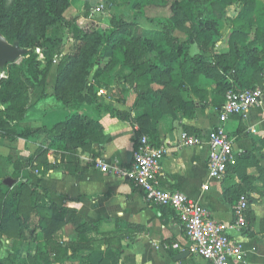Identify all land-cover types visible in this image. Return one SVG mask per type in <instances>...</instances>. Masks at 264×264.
Masks as SVG:
<instances>
[{
	"label": "crops",
	"instance_id": "crops-1",
	"mask_svg": "<svg viewBox=\"0 0 264 264\" xmlns=\"http://www.w3.org/2000/svg\"><path fill=\"white\" fill-rule=\"evenodd\" d=\"M194 54L197 52H191ZM204 87L210 89L209 85ZM262 89L258 106L245 116L230 117L224 124V130L233 142L234 160L223 179L214 180L208 175L207 143L192 147L179 144L182 132L203 136L218 125L217 109L212 106H205L203 111L199 107L192 119L182 118L179 114L171 131L159 130L156 142L168 145L161 161L162 183L197 202L216 222L232 224L233 205L224 199L225 188L234 186L248 198L247 228L229 230V235L242 250L230 264H264V201L255 190L264 188V83ZM36 90L30 96L29 110L43 112L45 100L38 95L39 89ZM131 93L127 109L135 99V91L131 90ZM45 96L52 99L49 90ZM82 109L73 103L64 104L56 97V115L48 118L46 115L27 116L17 127L10 129L27 133L26 137L0 136V160L5 161L6 169L20 168L21 175L31 180L47 204L59 211L67 210L93 225L92 234L104 239L100 251L110 264H209L187 252L184 231L171 210L150 205L129 181L116 178L96 166V162L102 161L108 166L129 168L138 127L110 113L98 114ZM74 113H86L96 119L102 128L101 140L73 148L59 140L56 129V153H53V145H49L52 141L45 139L43 131L53 130V118L57 126ZM40 148L46 150L48 164L42 168V175L37 169L30 171L27 165ZM54 162L56 166L53 167Z\"/></svg>",
	"mask_w": 264,
	"mask_h": 264
},
{
	"label": "trees",
	"instance_id": "trees-1",
	"mask_svg": "<svg viewBox=\"0 0 264 264\" xmlns=\"http://www.w3.org/2000/svg\"><path fill=\"white\" fill-rule=\"evenodd\" d=\"M8 1L0 0L2 35L10 45L18 42L26 45L29 50L20 62L6 65L8 75L0 80V105L2 106L0 131L6 129L1 132L2 137L13 138L16 137L15 135L26 137L27 133L24 134L17 129L14 132L10 130L14 127L11 123L15 122L30 107L32 92L39 84L41 85L55 57L64 46L62 39L47 37L44 33L45 29L38 28L37 23L43 17L48 18L45 13L47 3L55 4L57 9L55 15L60 16L61 12L69 7V0H10V5H7ZM145 3L146 6L151 4L146 1ZM235 5L239 7L237 15L233 19L227 18L226 10ZM170 9L173 11L171 21L175 24V29L186 34L188 40L179 42L170 31L140 29L139 34L132 37L119 35L114 30L108 35L96 32L89 56L83 64L81 63L82 65L80 64L78 70H76L79 59L77 57L66 56L60 62L56 97L64 104H75L74 97L79 99L85 96L84 93L91 98L93 93L85 87L89 76L87 63L93 59L101 46L113 50L112 67L121 65L130 73L127 80L134 87L133 90L137 97L134 105L136 108L149 104L158 106L162 100L161 91L169 86L177 95L185 97V100L181 98L179 101V108L184 118L192 119L199 107L212 106L220 109L228 91L262 89L264 83V3L261 0H173ZM225 22H229L231 28L227 37L228 52L204 54L201 40H204L205 36L199 35V32L212 30L213 36H218ZM77 34L79 30L75 28L73 37ZM144 35H151L152 38L148 40L143 37ZM197 35H199L198 39ZM28 36L31 38L26 40ZM138 39L144 41L139 46H130V43ZM146 40L147 43H145ZM192 45L198 47L199 53L195 55L189 53ZM210 48L211 51L214 50V44ZM107 73L108 71L105 72ZM164 76L167 77V81H164ZM101 77L100 71L97 70L94 78ZM70 78L73 79V83ZM206 85L210 86L209 90L204 87ZM115 101L122 102L121 100ZM114 116L134 123L128 113L115 112ZM19 122L20 120H17L15 127ZM53 129L59 131L60 141L67 142L73 148L97 143L103 136L102 128L96 119L79 113H74L66 122ZM51 131L53 133V130ZM140 135H147L153 144L159 138L156 134H150L138 128L135 144ZM38 154H46V150H41ZM47 166L43 157L37 165L39 175L43 174L42 168L45 169ZM24 188H27V185L22 183L14 185L12 192L6 198V202L12 209H15L19 202L14 195L19 194ZM32 188L31 205L33 206L38 190ZM255 190L260 194V199L264 201V188H255ZM223 195L225 201L233 206L241 196H244L243 192L236 190L234 186L225 188ZM246 199L249 205L248 198ZM34 209L39 217L40 228L47 229L52 221L62 222L66 217V220L68 218L69 222L76 225L82 223L77 227L79 235L92 234L94 231L93 225H88L82 218L67 210L59 211L52 206L44 205L35 206ZM252 221L253 218L250 216V224ZM23 240L22 238L19 242ZM103 240L99 237L85 247L86 259L81 264H110L109 259L104 257L100 251ZM19 242L16 245L19 246ZM47 245L48 250L55 256L54 262L61 264L67 256V247L53 241H48ZM17 264L37 263L27 256Z\"/></svg>",
	"mask_w": 264,
	"mask_h": 264
},
{
	"label": "rangeland",
	"instance_id": "rangeland-1",
	"mask_svg": "<svg viewBox=\"0 0 264 264\" xmlns=\"http://www.w3.org/2000/svg\"><path fill=\"white\" fill-rule=\"evenodd\" d=\"M145 1L151 2L152 5L148 4L146 6ZM261 1L264 3V0ZM172 2L173 0H69V7L62 11L60 16L55 15V10H57L55 4L47 3L45 5V13L48 18L43 17L37 23V27L41 30L45 29L44 33L49 38L62 39L64 46L61 52L55 57L52 67L42 81L43 83L41 82V85L39 84L34 89L36 92V89H39L38 95L45 100L43 112L40 110L35 111L34 109L29 110V107L11 124L15 126L17 120L22 121L27 116L28 118H36L41 117V115H46L48 118L52 114L56 115V82L60 62L66 56L71 55L72 58L77 57L79 59L76 70H78L80 64H83L89 56L93 36L96 32L108 35L114 30L119 35L132 37L137 33L139 34L138 30L140 29L170 31L174 37L178 38L179 42L188 40L186 34L175 29V24L171 21L173 11L170 9V5ZM7 5H10V0L7 2ZM51 8H54V10H51ZM238 10L239 7L237 5L228 8L226 10V17L233 19L237 15ZM75 28L79 30V34L73 37ZM230 32L229 22L224 23V27L220 30L218 36H213L214 32L212 30L207 32L201 30L199 35L202 34L205 36V39L201 40L204 54L227 53V37ZM0 35L3 37L1 28ZM199 35H197V39ZM143 37L148 40L152 38L151 35H144ZM23 38L25 39L24 36ZM30 38L31 36H28L26 40ZM143 41V39H138L130 43V46H139ZM147 42L146 40L145 43ZM212 44H214V50L211 51L210 47ZM13 45H17L19 49L25 52L16 62L18 63L24 58L29 49L26 45H21L18 42ZM100 48V50H97V54L93 59L87 63L89 76L85 87L91 90L93 96L91 95V98H89L87 96L88 94L84 93L85 96L79 99L74 97L75 105H80L83 109L85 108V112L92 110L98 114L110 113L114 115L115 112L128 113L130 119L134 121L138 128L150 134H156L157 136L160 129L171 131L173 124L178 121L179 114L184 118L179 108V101L181 98L185 100V97L183 95H177L169 86L161 91L162 100L158 106L149 104L145 107L136 108L134 106L137 99L135 94L132 106L127 109L126 105L129 101V96L132 95L131 90L134 89L127 80L130 73L121 65L112 67L113 50L111 48L104 46ZM191 52L199 53L198 47L192 45L189 53L191 54ZM97 70L100 71L101 78H94ZM107 71L108 73L105 74ZM7 75V66L0 67V80L5 79ZM163 78L164 81H167L166 76ZM70 81L73 83V79L70 78ZM48 90L52 93L51 100L46 99L47 97L45 96ZM115 100H121L122 102L117 103ZM121 106L126 108V111ZM205 108L201 107L202 111ZM0 110H2L1 105ZM86 116L93 118L89 115ZM51 123H55L54 125L56 126L54 118L51 120ZM5 130L2 129V131ZM14 130L12 131L14 132ZM2 131H0V136L3 135L1 133ZM43 132L46 134L45 139L52 141L51 143L49 142V145H53V153H56V129H53L54 133L47 130ZM41 150L43 149L40 148L38 153ZM38 153L27 163L30 171H36L37 165L42 161L43 157L47 161V154ZM5 165V161L0 160V263L17 264L21 259L30 256L37 264H56L54 262V254L48 250V241L64 244L67 247V256L64 257L61 264H81L84 262L86 259V256H84L85 247L92 244V241H95L98 237H95L94 234L79 235L77 233V227L81 226L82 223L76 225L69 222L68 218L66 220V217L62 222L60 220L52 221L47 229L40 228L39 217L34 208L38 205L51 206L44 201L42 198L43 195L38 192L37 198L32 206V187H36L32 185L30 179H26L21 175L20 168H13L12 166L10 168L11 170H7ZM52 165L53 167L56 166V162ZM7 178L14 181L13 186L19 185L20 183L27 185V188H24L19 194L14 195V198L19 199L18 206L15 209H12L10 204L6 202V198L13 190V186L8 187L3 183ZM68 223H71L73 226ZM22 238L24 240L20 243L19 241ZM17 242L20 243L19 246L16 245ZM10 253L11 257H9Z\"/></svg>",
	"mask_w": 264,
	"mask_h": 264
},
{
	"label": "built area",
	"instance_id": "built-area-1",
	"mask_svg": "<svg viewBox=\"0 0 264 264\" xmlns=\"http://www.w3.org/2000/svg\"><path fill=\"white\" fill-rule=\"evenodd\" d=\"M262 96L261 88L228 91L224 103L216 111L218 125L215 128L203 136L185 132L180 134L181 147L207 143L209 155L206 168L211 179H223L234 160L233 142L225 132L224 124L230 117L245 116L260 104ZM167 147L163 142L153 144L147 135H140L134 145L129 168L108 166L102 161L96 162V166L116 178L129 181L150 205L171 210L182 226L187 239L186 250L191 256L209 264H230L232 258L242 254L240 245L229 235V230L243 231L247 228L246 198L241 196L232 207V224L216 222L197 202L162 183L161 161L167 153Z\"/></svg>",
	"mask_w": 264,
	"mask_h": 264
},
{
	"label": "water",
	"instance_id": "water-1",
	"mask_svg": "<svg viewBox=\"0 0 264 264\" xmlns=\"http://www.w3.org/2000/svg\"><path fill=\"white\" fill-rule=\"evenodd\" d=\"M24 54L25 52L19 49L17 45H10L5 38L0 35V67L16 63ZM3 183L8 187H12L14 181L7 178Z\"/></svg>",
	"mask_w": 264,
	"mask_h": 264
}]
</instances>
